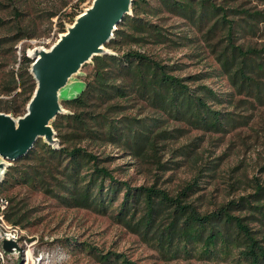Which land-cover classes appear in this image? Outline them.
<instances>
[{
    "label": "trees",
    "instance_id": "16d2710c",
    "mask_svg": "<svg viewBox=\"0 0 264 264\" xmlns=\"http://www.w3.org/2000/svg\"><path fill=\"white\" fill-rule=\"evenodd\" d=\"M8 1L19 6L24 3V0ZM84 1L79 0L76 8ZM156 2V6H151L147 0H132V14L124 16L107 47L116 50L119 45L128 43L165 44L169 41L168 31L147 19L162 13L186 19L197 29L215 18L208 31H214L218 25L226 29L227 42L218 55L220 73L234 93H247L259 103L264 102V47L236 45L233 35L236 29L243 30L240 24L227 21V12L209 0ZM76 8L63 15L64 21L56 24L55 34L63 33L65 23L71 24L82 12ZM12 11L17 23L11 32L15 33L0 39V51L3 45H8L13 55L15 45L24 39H35V35L24 31L23 12ZM240 13L250 20L245 27L253 34L258 31V24L264 23L262 13ZM57 15L51 13L49 19ZM30 65L31 60L22 50L16 70L0 75V97H10L9 100L0 98V112L14 117L25 113L35 88ZM88 65H92V71L86 77L85 88L75 99L62 101L69 113L58 115L52 123L59 148L38 140L25 156L8 168L0 191L23 187L32 194L42 193L64 207L100 213L108 212L123 193L114 218L163 258L264 264V186L258 185L252 195L237 202L202 213L189 201L194 185L186 186L175 195L156 183L132 189L128 183L118 182L103 166L107 158L91 151L110 145L139 161L155 159L159 150L165 149V143L180 133L179 129H170L171 124L205 132H225L234 120L229 113L213 107L222 106L223 101L231 103V100L204 85L191 88L192 81L201 76L177 77L173 74L174 66L134 50L97 56ZM154 161L160 170L167 168ZM8 201L10 206L4 217L9 223L21 225L32 215L15 197ZM237 209L242 213L234 214ZM255 225L260 229L255 230ZM111 259L113 263L134 264L123 256L98 257L102 264L112 263Z\"/></svg>",
    "mask_w": 264,
    "mask_h": 264
},
{
    "label": "rangeland",
    "instance_id": "374dc122",
    "mask_svg": "<svg viewBox=\"0 0 264 264\" xmlns=\"http://www.w3.org/2000/svg\"><path fill=\"white\" fill-rule=\"evenodd\" d=\"M147 1L151 6L157 5L156 0ZM209 1L227 12V21L240 24L243 28L236 29L233 35L236 45L257 49L264 47V23H259L258 31L253 34L249 27H245L246 23L250 24V20L240 13L259 12L264 15V0ZM78 2L24 0L19 6L16 2L0 0V22L3 24H0V39L15 33L11 32L12 26L17 23L13 9L23 12L24 31L35 35V39L21 40L13 47L16 59L8 45L2 46L0 75L16 70L22 50L26 54L34 47H51L60 34H55L58 29L56 24L64 21V14L74 12ZM90 4L91 0H85L77 8L83 11ZM51 13L58 15L49 19ZM147 19L168 31V42L163 45L128 43L119 45L113 51L121 54L134 50L149 55L168 66H174L173 74L180 78L201 76L192 81L191 88L204 85L224 99H230L231 103L223 101L222 106L213 108L229 113L234 123L222 133L171 124L170 129H179L180 133L175 134V139L166 142L165 149L159 150L154 157L159 164L167 165L164 170L159 169L155 159L139 161L115 146L92 148L91 151L101 158H107L103 166L118 182H126L132 189L156 183L162 190L175 195L186 186L194 185L189 201L202 213L252 195L258 185L264 186V102L259 103L247 93H234L220 73L218 55L227 42L226 29L218 25L214 31H208L215 18L206 22L201 29L190 25L186 19L168 13ZM91 71L92 65L85 66L70 81V88L62 90V100L80 91ZM0 98L9 100L10 97L3 95ZM122 194L108 212L100 213L91 209L64 207L42 193L32 194L23 187L0 191V200L6 202V207L0 213V264H102L98 257L106 254L111 257L123 256L134 264H218L198 258H163L151 245L141 241L136 233L114 218ZM11 197H15V201L20 200L25 211L32 213L21 225L5 220L4 214L10 206L8 200ZM240 213L238 209L234 211V214ZM253 228L260 229L258 225ZM13 231H16L17 240L8 237ZM4 240L15 242L17 249L4 251ZM69 248L74 250L70 252ZM110 262L120 264L119 261L113 263V259Z\"/></svg>",
    "mask_w": 264,
    "mask_h": 264
},
{
    "label": "water",
    "instance_id": "95a60500",
    "mask_svg": "<svg viewBox=\"0 0 264 264\" xmlns=\"http://www.w3.org/2000/svg\"><path fill=\"white\" fill-rule=\"evenodd\" d=\"M131 6L132 0H92L71 24L65 25L51 47H34L26 53L35 88L22 116L0 112V183L13 162L25 156L38 140L59 148L52 123L58 115L69 113L62 101L75 99L85 83L80 91L63 100L62 90L70 88V81L94 57L116 54L107 45L124 16L132 14ZM2 248L10 252L17 249V244L4 240Z\"/></svg>",
    "mask_w": 264,
    "mask_h": 264
},
{
    "label": "bare ground",
    "instance_id": "6f19581e",
    "mask_svg": "<svg viewBox=\"0 0 264 264\" xmlns=\"http://www.w3.org/2000/svg\"><path fill=\"white\" fill-rule=\"evenodd\" d=\"M6 207V202L5 200H0V213L3 212L2 210H4V208ZM1 215V214H0ZM18 236V235H17ZM9 238H12V239H16V231H13V232H10L9 233ZM7 237V238H8ZM9 240V239H8ZM17 240V239H16ZM14 241V240H13Z\"/></svg>",
    "mask_w": 264,
    "mask_h": 264
}]
</instances>
